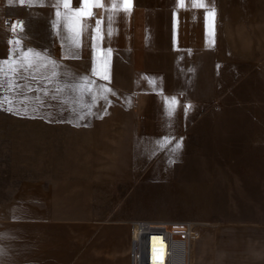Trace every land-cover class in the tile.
<instances>
[{"label": "rangeland", "instance_id": "374dc122", "mask_svg": "<svg viewBox=\"0 0 264 264\" xmlns=\"http://www.w3.org/2000/svg\"><path fill=\"white\" fill-rule=\"evenodd\" d=\"M248 11L212 71L155 56L169 71L147 86L74 84L26 111L0 93L16 109L0 110V264H132L134 219L193 225L191 264H264V9Z\"/></svg>", "mask_w": 264, "mask_h": 264}, {"label": "crops", "instance_id": "0c3cea01", "mask_svg": "<svg viewBox=\"0 0 264 264\" xmlns=\"http://www.w3.org/2000/svg\"><path fill=\"white\" fill-rule=\"evenodd\" d=\"M204 2L207 7L200 9L189 7V0H184V7L179 6L178 0H132L130 12L121 11L115 16L114 23L111 24V36L107 35L108 25L102 23L101 35L104 38L99 41L95 39V22L97 19L103 20L111 13L99 8L94 9L95 16L90 20L93 39H86L87 34L82 36V46L77 50L69 49L53 31L51 21L55 19L54 8L42 5L39 0L31 4L28 0L24 3L12 0L11 4L8 0H0V18L11 17L15 24L13 36L0 26V31L6 35L5 41L0 42V57L2 60L12 59V49L18 59L24 51L33 49L46 53L57 62L58 66L54 68L51 64L43 67V62L37 61L32 69L21 71L17 77V82L22 88L33 90L28 96L33 98L30 103L36 105L55 103L51 93L46 90L71 89L74 84L82 87L85 83L84 74L91 76L88 80L94 83L88 87L92 89H134L137 88V78H140L141 74H144V86H147V74L169 71L162 66L163 62L161 66L153 67L152 58L155 56L172 58V62L177 65V71L182 74L212 71L211 58L227 55L225 46L227 41H232L234 19L237 20V25H241V33H244L245 24L246 27L250 23L255 24L249 21V8L264 9V0H256L257 3L252 6L250 0H212L211 4L208 0ZM72 6L76 7L75 0ZM105 6L108 7L107 4ZM213 7L215 17L214 21L210 22L206 13ZM20 22L23 23V30H20ZM256 24L258 27L264 26V19L261 21L258 18ZM258 39L264 41V38ZM10 40H17L19 43L10 44ZM97 44L98 49L95 47ZM108 49H111L110 57L107 56ZM72 53H75L77 58H73ZM105 60L110 79H97L98 75H93V67L96 66L104 73ZM53 71L58 75L53 77ZM122 79L126 83H121ZM163 86L167 85H160ZM35 97H40L43 103L36 101ZM25 114L36 117V112ZM77 119L74 116L69 120ZM33 228L36 229V225ZM127 237H130L129 232L122 235V239Z\"/></svg>", "mask_w": 264, "mask_h": 264}, {"label": "snow or ice", "instance_id": "6c2138e0", "mask_svg": "<svg viewBox=\"0 0 264 264\" xmlns=\"http://www.w3.org/2000/svg\"><path fill=\"white\" fill-rule=\"evenodd\" d=\"M9 4L12 3V0H8ZM21 3H24L25 0H20ZM29 4L36 2V0H28ZM42 5H46L48 7L54 8L55 19L51 21L52 29L57 36H59L69 49H80L82 46L81 37L85 36L86 39H93L91 36L90 28L91 23L90 20L95 16L94 9H102L106 12H110L111 15L106 16L103 20L97 19L95 26L96 40H102L104 37L101 35V25L102 23H106L108 25L107 35H112L111 24L114 23V18L121 11L128 13L132 8V0H75L76 7L73 8V0H39ZM179 6L184 7V0H178ZM208 3L211 4L212 0H208ZM108 5L106 7L105 5ZM189 7L191 8H206L207 5L204 0H189ZM63 9V11H61ZM206 16L210 22L214 21L215 17V9L210 8ZM20 30H23V23L20 22ZM10 44L19 43L17 40H10ZM63 46V45H62ZM98 49L99 45H95ZM111 49L107 50V56L110 57ZM10 56L12 59L0 60V93L7 88L8 91L13 92L15 96H19L20 99L18 103L25 105V111L28 103L32 102L31 97H29L26 93L19 91L22 86L17 83V77L19 76L21 71H28L32 69L37 61H42L43 67H47L48 64L53 65V67H57V62L52 60L46 53L38 52L33 49H29L24 51L20 58H15V52L10 49ZM73 58H77L75 53H72ZM107 60H105V71L101 73L96 66L93 67V75H100L102 79L109 80L110 76L107 74ZM58 73L56 71L52 72V76H57ZM85 83L82 87H84L89 92L91 89L88 87L93 81H89L86 77L83 78ZM28 91H32V89H28ZM57 91H62V89H57ZM104 91L111 92V89L105 88ZM45 95L47 93L45 92ZM94 98V97H93ZM106 98V97H105ZM55 99V97H53ZM35 100L43 103L40 97H35ZM5 104H7V108L5 109ZM176 105V99L172 98L169 104L168 115L172 116ZM188 109L191 108V105L187 106ZM0 110H7L15 112L14 99H10L7 95H0ZM187 110V109H186ZM83 119V116L79 117ZM171 141L165 140L160 142V147H165L166 144ZM181 142H177L175 144V148L173 151L179 150L181 148ZM2 250H0V255H2Z\"/></svg>", "mask_w": 264, "mask_h": 264}, {"label": "built area", "instance_id": "2783aa9c", "mask_svg": "<svg viewBox=\"0 0 264 264\" xmlns=\"http://www.w3.org/2000/svg\"><path fill=\"white\" fill-rule=\"evenodd\" d=\"M0 26L10 35L15 33L11 17L0 18ZM132 264H149L151 238L155 234L163 236L167 243V254L163 264H188L190 246L193 243V225L183 230L170 228L165 222L148 219L130 220Z\"/></svg>", "mask_w": 264, "mask_h": 264}, {"label": "bare ground", "instance_id": "6f19581e", "mask_svg": "<svg viewBox=\"0 0 264 264\" xmlns=\"http://www.w3.org/2000/svg\"><path fill=\"white\" fill-rule=\"evenodd\" d=\"M166 254H167V243L164 240L163 236L159 234L153 235L151 238V245H150L149 264H163L166 259ZM189 257L187 262H190Z\"/></svg>", "mask_w": 264, "mask_h": 264}]
</instances>
